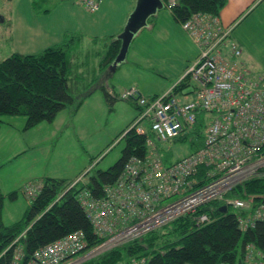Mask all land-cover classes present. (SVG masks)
<instances>
[{
  "label": "built area",
  "instance_id": "2783aa9c",
  "mask_svg": "<svg viewBox=\"0 0 264 264\" xmlns=\"http://www.w3.org/2000/svg\"><path fill=\"white\" fill-rule=\"evenodd\" d=\"M75 2L88 12L98 10L97 0ZM176 2L164 0L163 5L171 12ZM180 26L198 49L183 76L191 83L195 97L187 100L190 92L174 93L172 89L154 98L143 96L136 87L121 90L119 99L134 101L140 107L131 127L142 134L145 129L141 123L145 121L153 140L147 139L144 160H129L119 178L104 187L101 199L92 198L86 189L78 194L92 228L106 238L104 245L120 233L126 241L137 238L212 200L222 201L227 208L250 211V215L238 217L243 230L256 220L264 221V200L252 206L245 198L222 196L245 181L264 177V75L256 79L247 76L237 62L240 49L228 40L232 26L223 27L217 17L197 13ZM200 112L206 117L204 147L169 165L163 163L159 145L191 129ZM200 165L210 170L205 173L206 180L193 187ZM233 172L241 173L240 178L232 176ZM81 182L79 177L72 185ZM40 187L29 183L23 194L32 199ZM207 217L202 214L195 222ZM84 247L81 234L72 233L35 251L26 264H60ZM16 254L12 264H17ZM261 258L253 245L245 246L243 264H263Z\"/></svg>",
  "mask_w": 264,
  "mask_h": 264
},
{
  "label": "trees",
  "instance_id": "16d2710c",
  "mask_svg": "<svg viewBox=\"0 0 264 264\" xmlns=\"http://www.w3.org/2000/svg\"><path fill=\"white\" fill-rule=\"evenodd\" d=\"M226 1L177 0L171 13L179 23L197 13L218 17ZM73 42L61 40L34 54L12 53L4 57L0 61V115L22 116L25 118L24 128L31 129L41 122L51 123L66 107H71L75 112L82 98L73 95V91L81 86L84 77L71 63ZM98 46L100 74L108 69L109 76L119 52L120 41L116 36H108L102 38ZM185 85L186 81H181L171 89L178 93ZM99 89L109 103L119 99L118 94L114 91L110 93L105 86L101 85ZM154 97L157 96L151 98ZM128 101L140 111L136 102ZM205 121L204 112L198 113L193 127L171 142L188 144L191 152L187 155L202 149ZM131 125L120 135L124 147L112 166L103 171L94 170L85 181L74 185V182L65 179L42 178L40 190L29 201L22 219L9 225L3 224L1 220L3 196L0 193V264L11 263L16 239L23 254L21 262L25 263L39 248L73 232H81L86 248L64 259L61 264L74 262L75 257L84 256L103 241L95 235L78 202V194L86 189L92 198L101 199L104 187L112 185L119 178L129 160H144L149 148L147 139L153 140L152 132L147 126L148 129L140 134ZM159 152L166 165L183 158L173 160L172 151H165L162 147ZM209 170L210 167L200 165L194 174L196 184L192 186L206 180L205 173ZM14 197V193L9 195L10 199ZM236 197L249 200L252 206L258 205L264 198V177L245 181L226 194V198ZM223 206L219 200L201 204L194 211L164 226L149 230L80 264H117L121 261L125 264H243L247 244L260 251L264 264V221L256 220L243 230L238 225V217L248 216L250 211L228 207L222 213L220 208ZM202 214L209 216L211 221L204 225L197 224L195 218Z\"/></svg>",
  "mask_w": 264,
  "mask_h": 264
},
{
  "label": "rangeland",
  "instance_id": "374dc122",
  "mask_svg": "<svg viewBox=\"0 0 264 264\" xmlns=\"http://www.w3.org/2000/svg\"><path fill=\"white\" fill-rule=\"evenodd\" d=\"M59 6L54 0H13L11 7L0 10V22L1 15L9 19V21L2 20L1 35L8 24L11 27L18 24L17 29H13L12 35L6 36L3 33L0 61L11 55L14 50L22 52L14 45V41L18 40L16 33L22 36V43L17 45L23 47V53L27 54L29 51H37L41 48L49 29L51 34L47 35L50 38L48 40L67 39L69 42L74 40L72 53L78 52L76 54L83 56L86 62H92L93 57L88 53L94 47L89 38L81 40L82 34L78 30L84 27L80 22L81 18L78 19L77 14L70 15L64 6ZM144 30L142 29L143 33H140L142 37L145 34ZM55 35L57 38L54 37ZM137 38L131 40L125 59L113 72H110L107 83L110 88L113 87L111 89L114 92L124 87L135 86L144 93V95L141 93L143 96L161 95L158 91L175 79L177 67H181L183 60L171 51L167 56V62L171 64L163 68L161 53L155 50L152 55L151 52L141 51ZM228 40L240 49L241 54L237 62L247 71V76L252 79L263 76L264 0L251 7L231 27ZM32 41L34 44L31 43ZM147 42L141 39V43ZM91 70L89 68V74L83 75L85 81L73 91V95L82 98V103L75 112L71 107H66L51 123L41 122L31 129L24 128L25 118L22 116L0 115V193L3 196L1 203L3 224L9 225L22 219L29 205L23 189L29 183L39 182L44 177L66 179L71 182L80 177L85 181L94 170H106L121 156L124 141L120 140V135L137 119L139 113L128 100L116 99L111 103L106 101L101 90L96 88L98 77L102 74H94ZM106 70L104 72H107ZM183 76L184 74L178 82L187 81ZM186 83L181 92H190L185 97L190 100L195 94L192 92L191 83ZM7 125H12L17 130L9 129ZM141 126L145 130L148 129L145 121ZM10 134L15 137V145L20 152L9 162H4L3 157L6 155L8 145L13 144V137ZM159 146L165 151L171 150L173 160L191 152L188 144L176 141ZM12 193L15 197L10 199L9 195ZM172 201L174 198L170 200ZM101 250L86 253L84 261L106 251ZM81 257L83 255L75 257L73 263H82L83 261L78 262V258ZM117 264H125V262L121 261Z\"/></svg>",
  "mask_w": 264,
  "mask_h": 264
},
{
  "label": "crops",
  "instance_id": "0c3cea01",
  "mask_svg": "<svg viewBox=\"0 0 264 264\" xmlns=\"http://www.w3.org/2000/svg\"><path fill=\"white\" fill-rule=\"evenodd\" d=\"M54 1L59 3L60 5L59 7L64 6L68 10V13L70 15L77 14L79 16L78 19L81 18L80 22L84 26L82 29L78 28L79 33L82 34L81 40L82 39L87 40V38H89L94 47V49L93 48L90 49L88 53L90 56L93 57L92 62H88V61L86 62L83 56L80 57L79 55L76 54L78 52H73L71 53L72 56L71 63L74 64L75 68L78 70L79 74L81 75L84 76L88 75L89 68L92 69L91 72H93L94 74H99L100 58L98 56V53L100 49L98 45L100 44V40L108 36L117 37L122 32L128 16L134 9L136 0H97L98 10L96 12L86 11L83 7L76 4L74 0H54ZM259 1L262 0H227L224 7L220 10L217 18L223 27L233 26L246 12H248V10L251 7L257 4ZM11 4H13V0H0V10H2L3 8H7L9 6L11 7ZM1 17L2 19L0 22V44L3 41V33L6 34V36H10L12 35L13 29L14 28L17 29L16 27L18 26V24H16V26L11 27V25L8 24L6 26V29L3 30V33L1 35L2 24H3L2 20L7 19V21H9L8 17L6 18V16H2V15ZM76 26L80 27L78 25ZM142 29H145L144 30L145 34L143 37L140 34L143 33L141 32ZM139 31L134 35L132 40L138 37L137 39L140 42L139 49L141 51L151 52L152 55L155 53V50L158 53H161V58H162L161 65H163V68H166L165 67L166 65L171 64V62H167L168 61L167 56L171 51L173 53H176L177 56H179L183 60L181 67H177L176 75L174 76L175 79L172 80L169 83V85L163 87L161 91H158L161 92L162 95L169 89L173 88V86L176 83H178V80L180 79V77H182L187 67L195 60L197 55L196 53L197 47L183 31V29L180 26V23L174 19L172 13L168 11L165 7H162L161 9L157 10L153 15L148 17L145 26L142 27ZM48 34L49 35L51 34L49 29L47 30L45 36L43 35L45 39L44 44L42 45L43 47L41 46V48L37 51H29V53L27 54L37 53L45 49L46 47L59 42L57 41V39H53L56 42H54L53 40H48L50 39L47 36ZM16 36L18 40L14 41V45L16 48H20L22 52L20 53L13 49L14 50L13 53L27 55L23 53V47L17 45L18 43H22L21 34L16 33ZM54 37L57 38V35H55ZM141 39L147 40L148 42L141 43ZM31 43L34 44V41H32ZM116 66H113L110 72H113L117 68ZM106 71H108V69ZM110 72H109V76H110ZM109 76H108V72L103 71L102 75L98 77L96 88H100V86L103 85L110 93H112V90L110 89L107 83ZM82 81H85V78H83ZM130 87H135V86H130ZM123 89L126 88L124 87L118 90L117 92L115 91V93L118 94ZM138 91L142 93L139 89ZM142 94L144 95V93ZM153 96H159V95H153ZM7 127L12 130H17L12 125H7ZM10 135H12L13 137V134ZM14 140L15 137H13L12 140L13 144L10 145L9 143L8 145L6 155L3 157L4 162L5 161L9 162V160L16 157L20 152L19 151L20 149H18L17 145H15ZM0 160H1V156H0Z\"/></svg>",
  "mask_w": 264,
  "mask_h": 264
},
{
  "label": "water",
  "instance_id": "95a60500",
  "mask_svg": "<svg viewBox=\"0 0 264 264\" xmlns=\"http://www.w3.org/2000/svg\"><path fill=\"white\" fill-rule=\"evenodd\" d=\"M162 8L161 0H136L134 9L127 18L122 32L117 36L120 41V48L116 59L112 65L120 64L126 56L128 46L134 35L146 24L148 17ZM222 213L227 211L226 206L220 208Z\"/></svg>",
  "mask_w": 264,
  "mask_h": 264
},
{
  "label": "bare ground",
  "instance_id": "6f19581e",
  "mask_svg": "<svg viewBox=\"0 0 264 264\" xmlns=\"http://www.w3.org/2000/svg\"><path fill=\"white\" fill-rule=\"evenodd\" d=\"M167 92V91H166ZM234 174L232 175V176H234L235 178H240V175H241V173H237V172H233ZM234 188V187H233ZM226 193H223L222 194V196H225L226 197V195H225ZM263 200H264V198H263ZM212 201H214V200H212ZM210 202V201H209ZM162 205H164V203H162ZM206 215V214H205ZM201 216V215H200ZM207 216V215H206ZM211 220H210V218H209V216L206 218V220H202V221H200L199 223H197V224H199V225H204V224H207V223H209ZM161 227V226H160ZM158 228V227H157ZM155 229V228H154ZM94 230V229H93ZM153 230V229H152ZM94 232H95V230H94ZM73 233H80L81 234V236H82V239H83V241H84V243H85V247L83 248V249H85L86 248V242H85V239H84V237H83V235H82V233L81 232H73ZM72 234V233H71ZM68 235H70V234H68ZM67 235V236H68ZM95 235L99 238V239H102L103 241L98 245V246H96L94 249H92L91 251H89L87 254H89V253H91V252H94L95 250H98V249H102L101 251H103V250H109V249H112V248H114V247H116V246H118V245H121V244H123V243H125V242H127L126 240L128 239H126V237H125V234H123V233H120L115 239H111L108 243H106L105 245H104V243L106 242V238H104V237H99L97 234H96V232H95ZM67 236H65V237H67ZM65 237H63V238H65ZM63 238H61V239H63ZM117 239H119V240H117ZM132 239H134V238H132ZM60 240V239H59ZM131 240V239H130ZM17 241H19L18 239H16L15 241H14V245H13V247H14V255H13V259H12V261H11V263L10 264H12V262L14 261V258H15V256L17 255L16 254V252L19 254V259H18V261H17V264H26L27 262H29L31 259H32V257H33V255H32V257H31V259H29L28 261H26L25 263H22L21 261H22V258H23V254H22V252H21V250H20V248H19V245H17L18 243H17ZM57 241V240H56ZM123 241H125V242H123ZM129 241V240H128ZM55 242V241H54ZM123 242V243H122ZM53 243V242H52ZM51 244V243H50ZM49 245V244H48ZM45 246H47V245H45ZM45 246H43V247H45ZM42 248V247H41ZM40 249V248H39ZM82 249V250H83ZM81 250V251H82ZM80 252V251H79ZM78 253V252H77ZM76 254V253H75ZM70 257V256H69ZM85 256H83L82 258H80V259H78V262L80 263V262H82V261H84V258ZM87 260V259H86ZM63 261V260H62ZM61 261V262H62ZM61 262H60V264H61ZM71 263V262H70ZM70 263H68V264H70ZM73 263V262H72ZM74 264V263H73ZM78 264V263H77Z\"/></svg>",
  "mask_w": 264,
  "mask_h": 264
}]
</instances>
